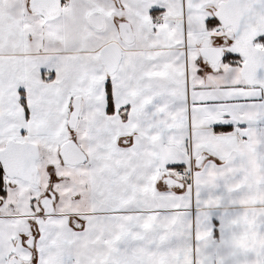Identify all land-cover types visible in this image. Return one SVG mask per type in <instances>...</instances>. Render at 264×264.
Returning a JSON list of instances; mask_svg holds the SVG:
<instances>
[{
  "label": "snow or ice",
  "instance_id": "6c2138e0",
  "mask_svg": "<svg viewBox=\"0 0 264 264\" xmlns=\"http://www.w3.org/2000/svg\"><path fill=\"white\" fill-rule=\"evenodd\" d=\"M0 264H264V0H0Z\"/></svg>",
  "mask_w": 264,
  "mask_h": 264
},
{
  "label": "crops",
  "instance_id": "0c3cea01",
  "mask_svg": "<svg viewBox=\"0 0 264 264\" xmlns=\"http://www.w3.org/2000/svg\"><path fill=\"white\" fill-rule=\"evenodd\" d=\"M236 244H237V246L243 248L246 246L247 241L245 239L241 238L240 240L236 241Z\"/></svg>",
  "mask_w": 264,
  "mask_h": 264
}]
</instances>
